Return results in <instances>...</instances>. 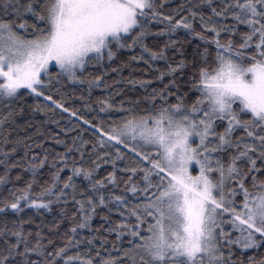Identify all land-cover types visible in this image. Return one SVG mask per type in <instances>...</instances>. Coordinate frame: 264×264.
Here are the masks:
<instances>
[{"label":"snow or ice","instance_id":"1","mask_svg":"<svg viewBox=\"0 0 264 264\" xmlns=\"http://www.w3.org/2000/svg\"><path fill=\"white\" fill-rule=\"evenodd\" d=\"M0 264H264V0H0Z\"/></svg>","mask_w":264,"mask_h":264},{"label":"trees","instance_id":"2","mask_svg":"<svg viewBox=\"0 0 264 264\" xmlns=\"http://www.w3.org/2000/svg\"><path fill=\"white\" fill-rule=\"evenodd\" d=\"M28 19H30V17H27ZM129 69H125L124 70V75L125 77H127L128 73H129ZM112 76H116L115 73L111 74ZM136 76H142V75H147L145 73H142L139 69H137ZM158 82L153 81V85L152 86H156ZM77 88V90H80L79 86H74ZM121 87H123V85H121ZM151 89L149 88V91ZM102 90L101 89H96L94 90V94H93V99H95L96 95L101 94ZM127 95L128 96H132V97H136L138 95H143L144 94V89L140 88L139 85L136 86H132V85H128L127 89H126ZM115 99L118 101L119 99H121L120 96H116ZM71 103V101H70ZM80 101L77 100L76 101V106L79 107L80 106ZM94 107H98L96 105H94ZM82 111H86L83 110ZM89 115V117L95 115V113H87ZM39 120L40 117L38 116L36 121L34 122L35 124V129H28L29 134L33 135V139L37 141V143H40L41 139L43 138V147L37 148L36 151H40L43 152L45 149H47L50 153L53 151H63V145H58L55 143V141L53 139H51L50 137L52 136L53 133L59 131V129L55 126V125H47L46 128H42L39 124ZM49 129L51 131H49ZM114 218H116V214H113ZM102 221H100L99 217L94 221V223L96 224H100ZM105 227H107V225H105Z\"/></svg>","mask_w":264,"mask_h":264},{"label":"rangeland","instance_id":"3","mask_svg":"<svg viewBox=\"0 0 264 264\" xmlns=\"http://www.w3.org/2000/svg\"><path fill=\"white\" fill-rule=\"evenodd\" d=\"M53 71H55V68H53ZM195 174V173H194Z\"/></svg>","mask_w":264,"mask_h":264}]
</instances>
